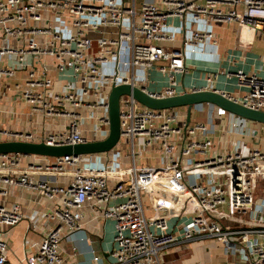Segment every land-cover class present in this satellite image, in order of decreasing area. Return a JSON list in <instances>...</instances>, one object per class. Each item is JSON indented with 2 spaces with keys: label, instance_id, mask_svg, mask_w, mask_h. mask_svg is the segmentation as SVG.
Listing matches in <instances>:
<instances>
[{
  "label": "built area",
  "instance_id": "built-area-1",
  "mask_svg": "<svg viewBox=\"0 0 264 264\" xmlns=\"http://www.w3.org/2000/svg\"><path fill=\"white\" fill-rule=\"evenodd\" d=\"M212 23H236L237 47L249 48L254 37L264 38V0H0V116L13 115L1 109L4 102L23 101L37 120L56 124L38 137L0 122V142L63 146L106 139L112 87L136 86L157 99L179 95L186 50L216 44L204 28ZM182 35L184 48H170ZM153 70L166 77L161 90L149 88ZM18 71L24 83L10 94L6 81ZM227 76L247 89L240 103L264 111V78L241 70ZM215 113L228 121L215 131L251 135L240 125L247 121ZM186 119L185 108L151 110L121 97L116 149L127 146L133 160L122 169L114 168L113 150L59 158L0 154V264L8 262L9 230L27 217L6 201L15 188L59 200L44 211L49 229L36 250L28 247L26 264H64L61 244L87 226L86 207L115 223L113 261L95 254L94 264H163L171 248L201 239L222 242L247 264H264V150L219 149L208 124ZM138 139L140 148L161 151L160 165H137ZM171 219L181 221L182 236L170 229Z\"/></svg>",
  "mask_w": 264,
  "mask_h": 264
},
{
  "label": "crops",
  "instance_id": "crops-1",
  "mask_svg": "<svg viewBox=\"0 0 264 264\" xmlns=\"http://www.w3.org/2000/svg\"><path fill=\"white\" fill-rule=\"evenodd\" d=\"M144 1L146 0H137V5ZM147 1L163 2V0ZM172 25L177 27L180 25V21L178 19L173 20ZM192 27L194 28V25ZM204 28H209L214 33L216 44L210 41L204 47L196 49V52L191 49L186 50L187 70L185 73L177 75L180 83V94L196 90H218L241 101L247 93V89L241 88L236 77H228L227 73H236L241 70L247 74L255 73L264 78V38L256 36L249 48L242 49L236 45V23H212L209 26L204 25ZM183 39V35L178 36L177 42L169 47L183 49ZM150 77L152 82L149 88L152 91L161 90L166 86V77L159 72L151 71ZM24 79V72L18 71L14 80L6 81L9 93L15 94L16 84L23 85ZM200 107L215 108L206 104ZM1 109H11L13 115L12 117L0 116V122L15 123L16 130L26 129L39 137L46 132L54 131L56 128L54 122H46L45 125L43 119L37 120L32 114L30 105L23 101L4 102ZM192 121L197 122L195 118ZM220 123L215 129H219L222 125ZM223 124L227 125L228 121ZM246 128L251 131L250 136L241 135L230 127L227 137L218 130L215 131L214 128H211V130L213 133L215 132L213 135L219 149L235 150L238 147L235 141H238L240 143L239 150L241 149L244 153H248L254 147H260L264 150V125L249 124ZM228 135L233 137L228 138ZM89 139L94 140L95 138L89 136ZM229 139L234 140L230 141ZM222 140H225V142H222ZM137 143L139 144L137 147L138 166H156L163 162V154L160 150L140 148V139L137 140ZM115 149L111 153L114 159V168L122 169L131 166L133 160L129 155L127 146H120ZM6 201L10 204H19L23 213L27 215L20 224L9 230L10 249L7 264H26L25 258L28 247L36 250L43 234L49 229L48 222L44 218V211L53 206H58L59 200L45 201L36 197L27 189L15 188ZM82 212L88 224L83 230L67 236L62 242L64 264H94L93 257L95 254L100 256L102 262L113 261L112 254L115 249L114 221L95 218V215L87 207ZM180 222L177 219L169 221L170 229L177 236L183 235V228L178 227ZM32 243L35 244L32 246ZM162 262L163 264H247L239 256L228 252L222 242L214 241V239H201L182 246H175L162 256Z\"/></svg>",
  "mask_w": 264,
  "mask_h": 264
},
{
  "label": "water",
  "instance_id": "water-1",
  "mask_svg": "<svg viewBox=\"0 0 264 264\" xmlns=\"http://www.w3.org/2000/svg\"><path fill=\"white\" fill-rule=\"evenodd\" d=\"M123 96H131L141 105L151 110L162 111L185 108L188 123L192 121L193 108L206 104L222 109L241 120L264 125L263 110L246 107L238 100L218 90L183 92L174 97L157 99L136 86L124 84L112 87L109 95V134L106 139L63 146H50L43 142L2 141L0 142V154H30L59 158L110 153L117 147L121 138L120 100Z\"/></svg>",
  "mask_w": 264,
  "mask_h": 264
},
{
  "label": "rangeland",
  "instance_id": "rangeland-1",
  "mask_svg": "<svg viewBox=\"0 0 264 264\" xmlns=\"http://www.w3.org/2000/svg\"><path fill=\"white\" fill-rule=\"evenodd\" d=\"M25 60L28 63H30L31 62V57L30 56H26ZM200 106H202V105H199V106H196V107L193 108L192 117L195 118V120L197 122H202V123L208 124L211 128H214L215 129L216 127H218V124L221 121V118L219 119V117L216 116L215 108H210V107L201 108ZM194 110H195V112H194ZM230 118H231L232 121L234 120V117L232 115H230ZM225 121H227V120H222V125L223 126H226V125L223 124ZM63 124H64V122H63ZM249 124L250 125L251 124L252 125H255V123H251V122H243L240 125H242V126H245V125L246 126H249ZM229 137L232 138L233 136L228 135V138ZM229 140L232 141L234 139H232V140L229 139ZM235 142H236V146H238L237 148H240V143L238 141H235ZM214 241H215V239H214Z\"/></svg>",
  "mask_w": 264,
  "mask_h": 264
},
{
  "label": "trees",
  "instance_id": "trees-1",
  "mask_svg": "<svg viewBox=\"0 0 264 264\" xmlns=\"http://www.w3.org/2000/svg\"><path fill=\"white\" fill-rule=\"evenodd\" d=\"M213 107V106H212ZM240 122H242L243 120L239 119Z\"/></svg>",
  "mask_w": 264,
  "mask_h": 264
}]
</instances>
